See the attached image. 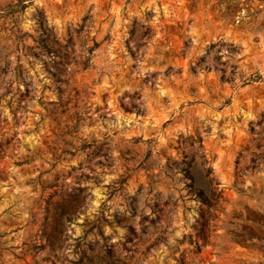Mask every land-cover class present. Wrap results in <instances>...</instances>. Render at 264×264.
Masks as SVG:
<instances>
[{
    "label": "rangeland",
    "instance_id": "rangeland-1",
    "mask_svg": "<svg viewBox=\"0 0 264 264\" xmlns=\"http://www.w3.org/2000/svg\"><path fill=\"white\" fill-rule=\"evenodd\" d=\"M0 264H264V0H0Z\"/></svg>",
    "mask_w": 264,
    "mask_h": 264
}]
</instances>
